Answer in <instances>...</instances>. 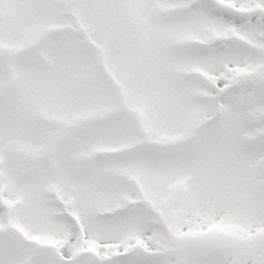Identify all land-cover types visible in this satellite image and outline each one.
I'll return each mask as SVG.
<instances>
[{
  "label": "snow or ice",
  "instance_id": "snow-or-ice-1",
  "mask_svg": "<svg viewBox=\"0 0 264 264\" xmlns=\"http://www.w3.org/2000/svg\"><path fill=\"white\" fill-rule=\"evenodd\" d=\"M0 264H264V0H0Z\"/></svg>",
  "mask_w": 264,
  "mask_h": 264
}]
</instances>
